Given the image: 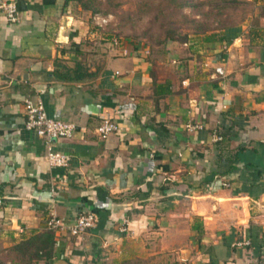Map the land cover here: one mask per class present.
Masks as SVG:
<instances>
[{"label": "crops", "instance_id": "obj_1", "mask_svg": "<svg viewBox=\"0 0 264 264\" xmlns=\"http://www.w3.org/2000/svg\"><path fill=\"white\" fill-rule=\"evenodd\" d=\"M248 1L244 21L160 58L90 52L62 0H16V24L0 12V252L51 212L90 211L82 237L54 230L47 264H264V0ZM28 96L77 125L51 142L67 166L25 129ZM104 117L119 128L101 138Z\"/></svg>", "mask_w": 264, "mask_h": 264}, {"label": "rangeland", "instance_id": "obj_2", "mask_svg": "<svg viewBox=\"0 0 264 264\" xmlns=\"http://www.w3.org/2000/svg\"><path fill=\"white\" fill-rule=\"evenodd\" d=\"M84 1L90 4V9L84 8L78 0L72 1L68 9L89 26V35L94 38L86 42L90 52L99 53L108 45L116 49L111 43L117 36L111 40L108 38L105 44L101 39L109 33H117L125 41L127 54L135 47H143L145 54L154 53L156 58L163 57L166 50L180 45L177 40L168 38L169 31L175 36L186 34L189 40L199 34L218 32L221 26L244 21L254 12L252 2L248 0ZM93 8L97 11L93 12Z\"/></svg>", "mask_w": 264, "mask_h": 264}, {"label": "built area", "instance_id": "obj_3", "mask_svg": "<svg viewBox=\"0 0 264 264\" xmlns=\"http://www.w3.org/2000/svg\"><path fill=\"white\" fill-rule=\"evenodd\" d=\"M0 12L4 15L7 22L16 24L20 21V11L16 0H0ZM105 21V17L102 18ZM117 38L111 43L114 48L120 49L121 54H127V47H117ZM216 72L223 74L222 67H216ZM24 127L29 131H33L37 136L47 144L46 161L51 166L65 167L68 165L70 155L52 147V140L59 138H70L77 130L74 122L66 121L61 118L50 116L45 108L43 99L40 96H28L24 99ZM188 128H200L199 124H188ZM119 124L116 120L104 117L97 126V132L101 138H106L110 133L118 130ZM222 137L216 133L212 135L214 141L220 140ZM223 186H227L226 181H222ZM0 203L2 199L0 198ZM95 224V217L90 211L81 212L72 222H66L51 212L46 227L53 230L66 229L71 235L82 237L88 229ZM128 219L125 218L120 225V230H127ZM248 241L243 244H248Z\"/></svg>", "mask_w": 264, "mask_h": 264}, {"label": "trees", "instance_id": "obj_4", "mask_svg": "<svg viewBox=\"0 0 264 264\" xmlns=\"http://www.w3.org/2000/svg\"><path fill=\"white\" fill-rule=\"evenodd\" d=\"M72 1L74 0H62L65 11H69L68 7L69 5H71ZM78 1H80L81 5L84 8L86 9L91 8L88 2L84 0H78ZM92 11L96 12L97 8H93ZM227 27H228L227 25L221 26L218 29L221 30ZM169 32H170L169 33L170 35H168L169 39H172L174 41L177 40L180 43H185L188 40L186 39L187 38L186 34H182V35L176 34L175 36L174 34H171L172 33L171 31ZM114 36H117L116 37L118 40L117 47L125 46L124 39L121 38V36L117 33L115 34L109 33L105 35L101 40L104 41L103 43H106L109 41V39L111 40ZM105 37L107 38L104 39ZM54 243H55L54 230L45 228L44 230L40 231L39 233L33 234L27 239L19 241L18 243L14 244L7 250H3L0 256V264H32L35 260H39V259H44L47 264L53 255Z\"/></svg>", "mask_w": 264, "mask_h": 264}]
</instances>
